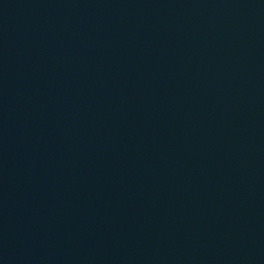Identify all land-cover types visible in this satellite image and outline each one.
I'll return each mask as SVG.
<instances>
[{"label": "water", "instance_id": "95a60500", "mask_svg": "<svg viewBox=\"0 0 264 264\" xmlns=\"http://www.w3.org/2000/svg\"><path fill=\"white\" fill-rule=\"evenodd\" d=\"M0 264H264V0H0Z\"/></svg>", "mask_w": 264, "mask_h": 264}]
</instances>
